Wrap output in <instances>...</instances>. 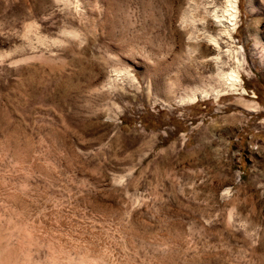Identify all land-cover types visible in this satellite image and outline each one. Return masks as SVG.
Listing matches in <instances>:
<instances>
[{
    "label": "rangeland",
    "instance_id": "1",
    "mask_svg": "<svg viewBox=\"0 0 264 264\" xmlns=\"http://www.w3.org/2000/svg\"><path fill=\"white\" fill-rule=\"evenodd\" d=\"M207 1L0 0V264H264V0Z\"/></svg>",
    "mask_w": 264,
    "mask_h": 264
},
{
    "label": "bare ground",
    "instance_id": "2",
    "mask_svg": "<svg viewBox=\"0 0 264 264\" xmlns=\"http://www.w3.org/2000/svg\"><path fill=\"white\" fill-rule=\"evenodd\" d=\"M207 3H208L207 6L209 8H211L210 11H208L209 18H211L212 21L217 26H220L222 28L227 29L226 35L228 36L229 39H231V34L234 33L236 31V29L238 28V22H237L238 18H239L238 6L240 3V0H208ZM210 40H211V42L214 43L213 45L215 46V48L219 47L218 40H216L215 38L213 39V37H210ZM217 61H218L217 63L220 64L219 58L217 59ZM238 61L239 62L237 63V65L239 66L241 62L239 59H238ZM221 71H224V70H221ZM238 73L239 72H236L235 70H231L229 73H222L221 74V78H222V81L224 82L223 84L225 86V89H227L228 91L232 90V93H233V90H237L238 86H240L244 91H246L243 84H242L243 80ZM204 93H205V91L202 92V95ZM206 94H207V92H206ZM219 94H221L220 91L214 92L215 96H218ZM198 95L199 94L197 92L194 93L193 95H191V97H189V100L190 101L195 100L198 97ZM208 95H209V92H208L207 96Z\"/></svg>",
    "mask_w": 264,
    "mask_h": 264
}]
</instances>
